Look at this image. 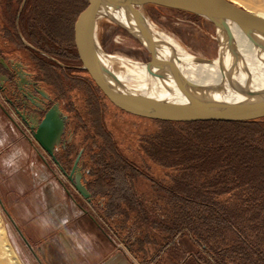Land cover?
<instances>
[{
	"label": "rangeland",
	"instance_id": "374dc122",
	"mask_svg": "<svg viewBox=\"0 0 264 264\" xmlns=\"http://www.w3.org/2000/svg\"><path fill=\"white\" fill-rule=\"evenodd\" d=\"M22 1L18 2L17 7L22 4ZM58 1L64 9L66 7L63 5H69L71 2V0ZM241 1L243 2L242 5L248 8L250 7L254 10L264 9V0ZM84 2V6L81 7L77 14L71 8H69L70 12H67V18L73 24V31L69 29V33H64L62 40L65 41L66 39L74 46V24L79 13L87 6L88 0ZM144 10L152 23L174 36L191 53L211 60L217 58L219 51L218 35L214 24L209 19L194 12L160 5L148 4ZM98 39L104 55H117L136 62H142L143 64L146 62V65H149L148 61L151 59L149 50L118 21L108 18L101 19ZM23 40L33 46H39L35 41L27 37H24ZM23 43L20 42L19 44H27ZM24 58L28 65L32 67L35 65L29 54L24 55ZM51 64L65 77L64 85L70 93L71 107L76 117L72 121V127H74L76 133L72 159L75 158L83 146L86 147L84 152L85 165L90 169V173L87 175L88 184L98 196L105 195L107 197L105 202H109V205L115 207V203L119 201L125 192L132 194L133 183L139 180V174L136 173L135 170L137 168L135 166L140 167L143 172H146L145 175L150 176L151 215L161 219V221L159 220L160 222L156 223L162 225L168 223L174 225L175 214L178 213L173 210V207L179 205L175 203L177 199L173 198L172 196L174 195L168 192L167 186L171 185L172 188L182 191L195 187L191 191L201 190L202 188L210 192H217L224 188L225 193L220 194L218 199H221L226 203L224 206L228 207L231 206L229 203H233L236 200L233 192L230 191L237 182L236 177H243V180L249 179L253 181L252 186L247 191H254L253 187L255 186L256 188L264 187V161L259 160L257 156L251 153H245L244 149H232L240 148L234 141L232 142L233 144H212L206 142L201 147H192L197 150L185 148L182 142L180 143L181 145L179 144V146L177 145L173 148L166 146L153 148L151 141L153 142L156 135L160 133H164L163 136L166 135L167 130L165 131L163 125L159 124L155 119L125 112L112 104L95 84L88 71L82 68L80 58L70 62L63 57H58L57 61H52ZM66 64H74L79 67L75 68V70L73 68V71H71L69 67L65 66ZM70 77H74L75 81ZM0 118L5 125L8 119L1 114V111ZM171 129L180 133L181 137L185 136V132H194L193 127L186 129L179 125ZM9 132H11L9 125H5V127L0 125V133L2 135ZM177 137L179 138V136ZM161 142L159 144L163 145ZM4 146V148H0L2 150L0 151L1 159L10 152L6 144ZM99 156L104 160L98 162L100 160ZM229 156H232V162L224 159ZM238 157L244 159V166H238ZM1 159L0 198L4 207L0 203V237L3 236L5 242L10 243L11 248L14 249L13 254L18 257L20 263L22 262L21 264H46L36 250V246L32 244L35 253L40 258V261L37 260L18 231L19 228L27 239L26 232L33 235L40 233L41 226L35 222V218L29 220L31 217L29 210L33 212L32 216L35 215L36 205L40 202L37 191L42 185L34 182L32 174L30 175V173L25 171L26 166H23L22 171L13 173V167L4 165ZM220 163L223 165L221 168L217 167L215 170L212 168L213 165ZM253 165H256V168ZM51 166L56 173L51 174L50 179L57 181L60 176L61 180H65L71 185L77 198L85 200L58 167L54 164ZM208 167L212 171H208ZM204 169L206 173H203L204 171L202 170ZM98 173L100 174L98 175ZM154 181L155 183L152 184ZM27 184H29V189H27L28 186L23 188ZM128 186L130 189L122 191L123 187L126 188ZM241 199L252 200L250 203L260 204L264 200V194L248 192L244 193ZM48 208H51V206H48ZM6 210L11 214L15 222L11 220ZM48 218L53 224L55 217L51 211L48 212ZM198 223L196 222L195 225L201 226ZM220 233L222 232L217 231V233H212V236H216L217 241L221 242L220 237L222 236H218ZM227 235L226 233L224 234V236ZM205 243L212 244L213 239L205 241ZM201 246L203 245L201 244ZM201 246L199 245L194 250L195 258L199 264H220L210 251ZM225 262L226 264H233L230 257H227ZM0 264L12 263L4 259L0 253Z\"/></svg>",
	"mask_w": 264,
	"mask_h": 264
},
{
	"label": "crops",
	"instance_id": "0c3cea01",
	"mask_svg": "<svg viewBox=\"0 0 264 264\" xmlns=\"http://www.w3.org/2000/svg\"><path fill=\"white\" fill-rule=\"evenodd\" d=\"M0 125L11 129L6 135L0 133V148L6 144L10 150L2 159L0 156L4 165L13 167V173L26 166L34 182L42 185L37 191L40 202L35 215L29 210V220L35 218L40 233L26 235L46 264H199L194 250L201 244L189 230H169L155 224L151 179L140 167L135 166L139 180L131 186L132 194L123 193L115 207L90 186L94 198L88 203L77 198L60 176L57 181L50 179L56 172L33 138L20 134L9 120L4 125L0 118ZM39 174L46 178L39 180ZM25 186L29 189V184ZM50 211L55 217L53 224L48 218Z\"/></svg>",
	"mask_w": 264,
	"mask_h": 264
},
{
	"label": "water",
	"instance_id": "95a60500",
	"mask_svg": "<svg viewBox=\"0 0 264 264\" xmlns=\"http://www.w3.org/2000/svg\"><path fill=\"white\" fill-rule=\"evenodd\" d=\"M177 3L194 9L197 13L209 19L215 26L219 41L218 58L223 61L226 51L233 55L234 59L227 74L228 84L237 88L236 73L242 68L248 74L250 70L242 64V55L233 44L230 34V23L243 30L264 34V17L254 11L240 5L233 0H174ZM109 5L131 12L137 21L142 16L128 0H88L87 6L79 13L74 24V41L78 56L82 62V68L88 71L95 84L104 96L121 110L141 117L171 122H198V121H245L264 119V93L247 87L242 89L246 96L240 101H231L206 95L204 92L194 90V84L187 80L178 68V62L182 60L174 54L168 57L160 56L161 46L155 41L153 35L146 26H140L139 30L122 25L149 50L151 59L148 61L153 76L165 79L163 67L168 66L172 70V76L176 86L187 97L184 102H176L166 99L148 98L144 95L129 93L122 90L114 79L117 76L101 60L100 54H104L103 48L93 36L91 21L95 20L99 12ZM221 31L226 36L225 45L222 44ZM0 61L5 64L3 58ZM222 65V64H221ZM113 79V80H112ZM113 81V82H112ZM239 87V86H238ZM67 115L63 113L59 103H55L39 122L27 124L31 130L33 140L49 156L59 170L67 177L75 190L88 203L93 202V192L87 184V178L83 171L82 161L84 148H81L75 157L74 164L68 172L57 157V150L62 142V135L66 126ZM0 203L4 207L0 198ZM13 222L14 219L6 210ZM19 233L26 244L34 253L38 261L39 256L26 236L18 228Z\"/></svg>",
	"mask_w": 264,
	"mask_h": 264
},
{
	"label": "trees",
	"instance_id": "16d2710c",
	"mask_svg": "<svg viewBox=\"0 0 264 264\" xmlns=\"http://www.w3.org/2000/svg\"><path fill=\"white\" fill-rule=\"evenodd\" d=\"M84 1L85 0H71L69 5H63L66 7L64 9L61 7L62 5H60L58 0H41V3L38 5L43 9V27L40 31H42L46 37L44 46H57L59 51L65 49V45L62 43L64 41L62 40L64 37L63 34L66 32L69 33V29L73 31V24L72 21L68 20L67 12H70L69 8H71L73 12L77 14L79 10H81V7L84 6ZM27 31L30 32L31 29ZM56 35L58 39L54 40L52 43L51 37ZM32 38L33 36H31V40ZM64 42L69 44V52L73 55V60L69 61L74 62L75 60H79L75 46L71 45L66 39ZM156 121L163 125L165 131H167L165 136H163L164 133H160L156 135L153 142L151 141V144L154 146L153 148L162 146L173 148L177 145L179 146L182 142L185 148L192 150V147H201L206 142L212 144H233L232 142L234 141L240 148L232 149H244L245 153H251L257 156L259 160L261 159L264 161V120L198 122ZM176 125L185 127L186 129L193 127L194 132H185V136L183 135V137H181L182 135L180 133L171 129ZM177 136H179V138ZM160 141H162L161 143H163V145L159 144ZM99 158L100 160L98 162L104 160L100 156ZM224 159H228L231 162L233 161L232 156ZM222 163L217 164L218 166L213 165L212 168L214 170L217 167L221 168L223 166ZM237 163L238 166H244V159L239 158ZM253 167L256 168V165H253ZM202 171L206 173L205 169ZM208 171H212V169L210 168ZM99 174L100 173H98V175ZM243 179V177H236L237 182L235 181L234 187L230 189L236 200L233 203H229L231 205L229 207L226 205L224 206L226 203L218 199L220 194L223 192L225 193L224 188H221L217 192H210L202 188L201 190L191 191L195 187L182 191L174 187L172 188L171 185L167 186L166 189L168 192L174 195L172 196L173 198L177 199L175 203L179 205L173 207V210L178 213L175 214L176 218L174 219V225L170 223L164 225L160 224L161 227L163 226L169 230H177L179 228L189 230L200 244L218 259L220 264H226L225 259L227 257L232 259L233 264H264V200L260 204H253L250 203L252 200L241 199L242 195L248 192L264 194V187L256 188L255 186L253 187L254 191H247V189L252 186L253 181ZM153 183H155V181L152 182V184ZM159 220L161 221V219L157 217L154 221L155 224H157L156 222H160ZM196 222H199L198 224L201 226H196ZM217 231L223 233L218 235L222 236L220 237L222 240L221 242L217 241L216 236H212V233H217ZM225 233L228 235L224 236ZM210 239H213L212 244L205 243V241L207 242Z\"/></svg>",
	"mask_w": 264,
	"mask_h": 264
},
{
	"label": "bare ground",
	"instance_id": "6f19581e",
	"mask_svg": "<svg viewBox=\"0 0 264 264\" xmlns=\"http://www.w3.org/2000/svg\"><path fill=\"white\" fill-rule=\"evenodd\" d=\"M140 12L142 19L137 21L131 12L123 11L111 5L103 8L97 18L91 21V28L94 38L98 39V30L103 18L114 19L133 30L138 31L140 26H146L153 38L161 46L160 56L168 57L174 54L182 61L178 62V68L183 76L194 84V90L204 92L217 98H224L231 101H240L246 98L242 92L244 88L264 93V34L243 30L237 25L230 23V34L237 51L243 56L242 64L248 67L250 74L242 68L236 73L237 88L228 84L227 74L233 62L231 53L224 54L223 61L218 57L208 59L191 53L179 40L170 33L152 23L145 14L146 5H160L179 8L185 11L197 13L194 9L177 3L174 0H128ZM242 5L241 0H233ZM249 6V5H248ZM246 7V6H245ZM248 8V7H246ZM255 13L264 17V9L254 10ZM222 44L226 43V36L221 31ZM101 60L114 74L117 80H113L124 91L144 95L148 98L166 99L176 102H184L187 97L179 90L172 76V70L167 65L163 67L165 79L153 76L147 63L136 62L121 56H108L100 54ZM222 64V65H221ZM112 81V82H113ZM16 252V251H15ZM0 253L4 259L12 264H21L18 257L14 255V249L10 243L0 237ZM20 259V258H19Z\"/></svg>",
	"mask_w": 264,
	"mask_h": 264
},
{
	"label": "flooded vegetation",
	"instance_id": "af4514ba",
	"mask_svg": "<svg viewBox=\"0 0 264 264\" xmlns=\"http://www.w3.org/2000/svg\"><path fill=\"white\" fill-rule=\"evenodd\" d=\"M20 1L0 0V58L5 61V64L0 61V111L20 134L33 138L27 124L35 123L36 119L40 122L46 112L58 102L67 118L57 157L70 172L75 160L72 159V149L76 133L72 121L76 117L72 111L70 93L64 85L65 77L51 62L57 61L58 57L73 60V55L69 52V44L64 41L63 52L59 51L57 46H44L46 37L40 31L43 27V9L38 5L41 0H23L17 7ZM28 29L31 31H27ZM31 36L38 47L23 40L24 37L31 39ZM56 39L57 35L52 36L51 42ZM20 42L27 44L21 45ZM26 54L33 59V67L26 63ZM65 66L71 71L79 67L74 64ZM70 78L74 80V77ZM82 148L85 152L86 147ZM84 152L82 166L87 178L90 169L85 165ZM51 161L48 162L49 165L54 164Z\"/></svg>",
	"mask_w": 264,
	"mask_h": 264
},
{
	"label": "built area",
	"instance_id": "2783aa9c",
	"mask_svg": "<svg viewBox=\"0 0 264 264\" xmlns=\"http://www.w3.org/2000/svg\"><path fill=\"white\" fill-rule=\"evenodd\" d=\"M45 178H46L45 174H40V175L38 176V179H39V180H44Z\"/></svg>",
	"mask_w": 264,
	"mask_h": 264
}]
</instances>
